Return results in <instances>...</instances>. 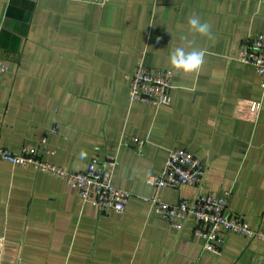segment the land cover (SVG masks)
<instances>
[{
	"label": "crops",
	"instance_id": "1",
	"mask_svg": "<svg viewBox=\"0 0 264 264\" xmlns=\"http://www.w3.org/2000/svg\"><path fill=\"white\" fill-rule=\"evenodd\" d=\"M192 16L207 34L189 26ZM256 35H264V0H110L103 8L0 0V61L9 67L0 146L36 145L68 170L115 159L113 183L130 194L123 213L99 209L56 176L0 160V264H264L262 239L223 231L220 253H209L192 219L178 232L157 214L156 194L191 201L195 186L157 191L147 182L170 150L187 149L205 167L203 192L229 193L225 215L264 231V93L255 69L237 59ZM177 47L203 49L201 66L174 69ZM139 61L173 71L170 106L129 102L126 75ZM128 137L145 145L137 150Z\"/></svg>",
	"mask_w": 264,
	"mask_h": 264
},
{
	"label": "built area",
	"instance_id": "2",
	"mask_svg": "<svg viewBox=\"0 0 264 264\" xmlns=\"http://www.w3.org/2000/svg\"><path fill=\"white\" fill-rule=\"evenodd\" d=\"M93 3L105 7L110 0H69ZM237 59L255 69L264 93V35L244 39L237 51ZM9 71L6 63L0 61V84ZM174 73L171 69H154L146 67L139 61L135 70L126 75L129 87V102L145 103L154 107L172 104ZM128 136V135H127ZM139 150L145 140L128 137ZM46 139L42 143L46 144ZM42 152L53 154L45 148ZM0 160L12 165L33 167L39 171L56 176L75 188L81 200L99 209H108L116 213L126 210L129 192L113 183L116 160L110 159L101 166L91 163L83 170H68L40 156L39 148L33 144L23 145L21 151L14 152L0 146ZM205 167L202 162L187 149H172L159 173L149 175L147 182L157 191L163 188L178 189L183 185L197 188L194 198L180 200L178 203L164 202L159 195L152 198L156 212L168 224L182 231L184 224L192 219L195 223L194 235L203 240V250L218 254L224 238L223 231H232L248 238L264 240V231L252 229L247 222L234 215H225L229 204V193L215 196L202 190Z\"/></svg>",
	"mask_w": 264,
	"mask_h": 264
},
{
	"label": "clouds",
	"instance_id": "3",
	"mask_svg": "<svg viewBox=\"0 0 264 264\" xmlns=\"http://www.w3.org/2000/svg\"><path fill=\"white\" fill-rule=\"evenodd\" d=\"M189 26L204 35L209 31V25L207 23H201L200 20L192 16L188 20ZM170 65L179 71L194 72L196 71L204 61V50L198 48H192L190 51H186L184 47H177L169 56ZM86 153L81 151L79 153V159L86 158Z\"/></svg>",
	"mask_w": 264,
	"mask_h": 264
}]
</instances>
